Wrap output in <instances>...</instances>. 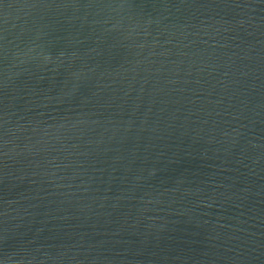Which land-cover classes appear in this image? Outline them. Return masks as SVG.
I'll return each mask as SVG.
<instances>
[{
	"label": "water",
	"instance_id": "obj_1",
	"mask_svg": "<svg viewBox=\"0 0 264 264\" xmlns=\"http://www.w3.org/2000/svg\"><path fill=\"white\" fill-rule=\"evenodd\" d=\"M0 264H264V0H0Z\"/></svg>",
	"mask_w": 264,
	"mask_h": 264
}]
</instances>
